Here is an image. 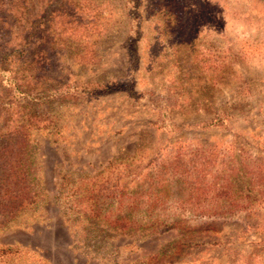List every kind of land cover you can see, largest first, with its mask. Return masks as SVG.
I'll list each match as a JSON object with an SVG mask.
<instances>
[{"label":"rangeland","instance_id":"rangeland-1","mask_svg":"<svg viewBox=\"0 0 264 264\" xmlns=\"http://www.w3.org/2000/svg\"><path fill=\"white\" fill-rule=\"evenodd\" d=\"M51 1L0 0V100L39 20L36 104L50 122L33 137L46 201L0 232V264H264V0H71L70 19L46 12ZM113 160L112 172L140 175L179 160L208 193L200 200L231 184L250 208L197 220L209 231L186 246L178 230L87 234L86 222L71 237L56 201L63 176ZM228 170L232 182L215 180Z\"/></svg>","mask_w":264,"mask_h":264},{"label":"trees","instance_id":"trees-1","mask_svg":"<svg viewBox=\"0 0 264 264\" xmlns=\"http://www.w3.org/2000/svg\"><path fill=\"white\" fill-rule=\"evenodd\" d=\"M74 8L71 0H52L46 12L62 11L70 19L74 18ZM38 24L39 20L32 21L26 35L28 43L32 44ZM31 44H24L13 53H18L24 66L11 65L14 70L6 79L8 90L0 100L3 106L0 111V232L21 215L37 210L47 196L33 137L39 130H49L50 122L38 114L36 102L44 95L46 84L42 82V75L35 73L34 64L40 51ZM24 70L27 73H22ZM130 159L134 156L128 161ZM114 163L118 160L111 161L98 175L63 176L56 201L64 216V231L71 237L76 238L79 223L86 222L90 228H82L87 234L94 224H105L123 234L178 230L189 238L178 246H186L196 241L194 235L209 231L208 225L230 219L250 208V203L231 200V184L211 189V198L216 199L206 201L207 196L200 200L208 193L196 187V179L191 185L195 173L183 170L179 160L163 162L144 175L133 173L131 165L112 172ZM224 175L225 179L218 176L215 180L232 182L236 173L228 170ZM187 185L189 188H185ZM194 194L197 196L193 198ZM185 195L188 200H184ZM201 219L209 221L206 229L204 225L195 224ZM15 250V247L5 248L7 254Z\"/></svg>","mask_w":264,"mask_h":264}]
</instances>
